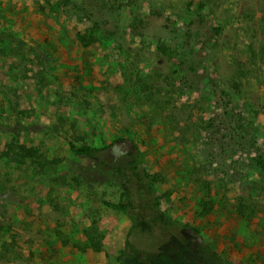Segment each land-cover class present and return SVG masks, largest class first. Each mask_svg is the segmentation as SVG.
<instances>
[{
    "label": "rangeland",
    "instance_id": "1",
    "mask_svg": "<svg viewBox=\"0 0 264 264\" xmlns=\"http://www.w3.org/2000/svg\"><path fill=\"white\" fill-rule=\"evenodd\" d=\"M99 1L0 0V264H121L120 179L69 141L139 148L198 230L133 264H264V0Z\"/></svg>",
    "mask_w": 264,
    "mask_h": 264
},
{
    "label": "trees",
    "instance_id": "2",
    "mask_svg": "<svg viewBox=\"0 0 264 264\" xmlns=\"http://www.w3.org/2000/svg\"><path fill=\"white\" fill-rule=\"evenodd\" d=\"M94 5L103 9H108L109 7V4L105 0H100ZM78 9L84 12L83 17L90 22L92 30H101L103 28L101 20L98 19L100 17L96 16L92 10L90 11L88 8L82 6L78 7ZM143 22L141 20L140 25ZM106 32L110 34V32ZM4 35L0 32V45L3 42H7L4 39ZM160 49L165 52L167 50L166 43H162ZM3 52L4 48L0 46V55ZM184 64V61L180 63L181 66ZM189 64L190 70L196 72L197 68L195 64ZM224 105L225 107H229L232 105V101L229 99ZM238 128L242 132L245 125L241 122ZM246 132L248 131L244 133ZM244 133L241 136L242 139H246ZM68 144L74 156L87 159L100 167L111 169L117 173L120 179L122 190L120 200L118 202H107L106 204L110 208L127 214L131 220L125 246L120 255L121 264H133L134 261L140 258L139 254L142 253L147 254L141 258L147 259L148 254L155 251L159 252L164 242H166L165 238L172 240L177 237V234L178 236H183L188 229L198 233L197 229L172 218L162 209L161 199L157 193L155 184L157 178L147 168L139 148L126 150L122 148L121 144H117V142L104 147H93L88 144L78 145L74 141H69ZM115 146H119L125 155H115L113 152ZM23 149L26 154L30 155L31 153L36 156V150L30 149V151H27L25 147ZM10 150L14 151L12 148ZM255 152L258 155L255 157V166L264 169V154H261L258 148ZM3 154L8 156L10 151H5Z\"/></svg>",
    "mask_w": 264,
    "mask_h": 264
},
{
    "label": "clouds",
    "instance_id": "3",
    "mask_svg": "<svg viewBox=\"0 0 264 264\" xmlns=\"http://www.w3.org/2000/svg\"><path fill=\"white\" fill-rule=\"evenodd\" d=\"M113 152H114V154L117 155V156L125 155V153L121 151V149H120L119 146H115V147L113 148Z\"/></svg>",
    "mask_w": 264,
    "mask_h": 264
}]
</instances>
